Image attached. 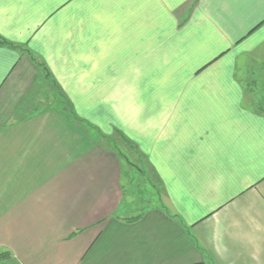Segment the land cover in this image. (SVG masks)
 Here are the masks:
<instances>
[{"label":"crops","instance_id":"obj_1","mask_svg":"<svg viewBox=\"0 0 264 264\" xmlns=\"http://www.w3.org/2000/svg\"><path fill=\"white\" fill-rule=\"evenodd\" d=\"M0 37V264H264V0H0Z\"/></svg>","mask_w":264,"mask_h":264},{"label":"rangeland","instance_id":"obj_2","mask_svg":"<svg viewBox=\"0 0 264 264\" xmlns=\"http://www.w3.org/2000/svg\"><path fill=\"white\" fill-rule=\"evenodd\" d=\"M249 53L250 54H248L245 62L240 61L238 63V68H244L245 64H247V68H252V52ZM255 95L257 96V99H252L253 103L251 100L254 107H256V103H262L260 102V98H264L262 97L264 96V91L260 93L258 92ZM51 108L53 109V107H50L49 109ZM27 111H29L28 108ZM89 129L92 130L91 127ZM101 141L106 142L104 139ZM109 143H111L112 146ZM107 144L117 151L122 163L121 180L127 184L124 198L135 204L139 199L149 198L148 193L154 192L152 186L150 187V185H152L151 179H149L148 174H139L135 170V168H143V165L145 164L144 159L138 154L136 145L115 133L111 140H108ZM148 180L150 184L148 183ZM124 208L127 209V205H125ZM124 211L125 210H122V212ZM129 211L134 210L130 209Z\"/></svg>","mask_w":264,"mask_h":264},{"label":"trees","instance_id":"obj_3","mask_svg":"<svg viewBox=\"0 0 264 264\" xmlns=\"http://www.w3.org/2000/svg\"><path fill=\"white\" fill-rule=\"evenodd\" d=\"M0 45H8V46H12L14 48H17L18 46H15L13 44H11L10 42L6 41L4 38L0 37ZM26 52H28V50H24ZM30 53V52H28ZM40 70L42 72V88H44V85L46 84L48 86L49 92L47 93H43L44 94V99L46 101V107H53L55 109H58L60 111H62L72 122L76 123L77 125H81V128L86 131L88 134L90 135H94L92 130L94 129H89L90 126L88 125V123L83 122L82 120H80L77 116V114L75 113L71 102L69 101V99L67 98V96L64 94V92L61 90V88L58 86V84L55 82V80L53 79L50 71L48 70V68L46 67V65L44 63H40ZM46 88V87H45ZM88 127V128H87ZM115 134L120 135L121 137L125 136L119 132V131H115ZM99 142L102 143L105 146L111 147L112 144L109 143L111 146H109L108 140H111V138H107L104 136H99ZM105 140L106 142H102L101 140ZM128 141V139H126ZM110 142V141H109ZM112 148V147H111ZM112 150L114 152L117 153L116 150H114L112 148ZM118 154V153H117Z\"/></svg>","mask_w":264,"mask_h":264}]
</instances>
